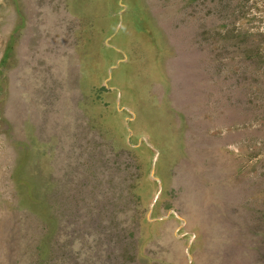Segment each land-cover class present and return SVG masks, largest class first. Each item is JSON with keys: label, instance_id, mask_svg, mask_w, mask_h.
Wrapping results in <instances>:
<instances>
[{"label": "rangeland", "instance_id": "374dc122", "mask_svg": "<svg viewBox=\"0 0 264 264\" xmlns=\"http://www.w3.org/2000/svg\"><path fill=\"white\" fill-rule=\"evenodd\" d=\"M0 264H264V0H0Z\"/></svg>", "mask_w": 264, "mask_h": 264}]
</instances>
